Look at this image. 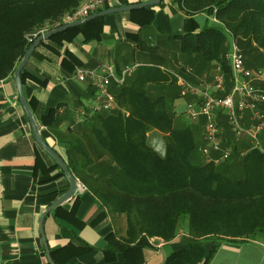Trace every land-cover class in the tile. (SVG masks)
Returning <instances> with one entry per match:
<instances>
[{
    "label": "trees",
    "instance_id": "obj_1",
    "mask_svg": "<svg viewBox=\"0 0 264 264\" xmlns=\"http://www.w3.org/2000/svg\"><path fill=\"white\" fill-rule=\"evenodd\" d=\"M84 1L0 0V81L14 80L17 67L33 43L42 34L68 25L64 19ZM163 3L164 0L156 7L130 11L131 21L138 24L141 31L154 29L157 7ZM172 3L185 15L181 34L164 37L158 33L150 42L143 40L140 34L127 36L147 53L151 62L140 64L124 84L113 83L111 90L118 104L116 112L92 114L75 129L65 131L59 129V106L50 108L39 119L56 138L62 152L53 149L64 158L87 193L101 203L102 217L107 213L125 216L126 236L120 238L112 231L106 237L108 245L103 250L106 264H117L120 255L124 258L122 264H143L144 249L139 241L148 237L172 242L179 235L183 221L187 222L188 234L177 244L182 248L171 258L184 264L203 261L208 264L223 243L264 240V129L258 135V146L246 156H241V150L248 146L243 143L235 146L232 157L225 163L207 162L199 151L201 142L197 141L192 125L177 126L165 96H155L160 89L164 91L177 83L170 69L160 68L168 62L167 57L159 55L162 50H169V55L177 62L184 61L187 66L178 73L194 84L208 76L216 65L220 66L227 80V91L218 94L220 97L231 89L232 70L226 56L234 42L243 53L246 66L260 71L259 60L264 58V0H173ZM199 14L207 16L203 24L196 17ZM104 19L96 18L57 33L49 40L52 45L42 43L58 53L78 35H82L86 43L100 41ZM34 34L38 37L30 41L28 37ZM62 66L75 73L83 64L67 50ZM185 67L194 69L192 78ZM21 76L24 86L28 80L43 83L26 68ZM91 90L95 94L92 85ZM36 103V99H31L29 105L35 109ZM261 109L264 114V105ZM221 124L225 128L226 143L232 140V134L225 120ZM155 130L163 135L167 145L164 158L147 146L148 135ZM202 134L204 136V132ZM45 155L52 166L47 167L37 155L38 167L42 174L53 175L43 182L64 179L67 192L69 183L64 172ZM70 203L55 209L52 215L73 227L72 230L63 227V230L84 245L78 247L69 243L54 250L52 258L57 264H62L72 253L83 255L96 250L76 232L85 226L78 217L80 197L76 196ZM210 244L214 247L206 258Z\"/></svg>",
    "mask_w": 264,
    "mask_h": 264
},
{
    "label": "crops",
    "instance_id": "obj_2",
    "mask_svg": "<svg viewBox=\"0 0 264 264\" xmlns=\"http://www.w3.org/2000/svg\"><path fill=\"white\" fill-rule=\"evenodd\" d=\"M149 1L151 0H115L113 8ZM172 1L164 0L163 5L157 7V25L154 29L141 31L140 26L131 21L129 12L117 13L104 17V33L100 41L86 43L84 37L78 35L74 42L66 44L58 53L43 44L52 45L49 40L40 44L32 53L25 68L43 83L28 80L24 86L27 100L30 102L31 99H36V108L32 109L29 106L38 123L50 108L59 106V129L62 131L68 128L75 129L85 121L78 118L77 112L82 109L88 110L95 99L96 88L93 87L95 94L92 90L91 93L89 82L84 84L78 82L75 73L67 71L62 66L67 50L78 57L84 68L100 72L106 66H111L118 75L126 66L138 63L146 65L151 62L147 53L141 51L136 43L129 41L127 36L140 34L143 40L150 42L157 38L158 33L164 37L181 34L185 15L177 10L176 5H172ZM196 17L205 19L207 16L199 14ZM53 46L58 49L54 44ZM169 52L162 50L159 55L168 58L170 74L187 66L180 62H177V65L172 64L173 56L169 55ZM218 67L216 65L208 76L200 79L199 83L212 84ZM160 68L165 71V63ZM185 68L186 73L192 75L190 77L192 78L195 75L194 69ZM187 70L191 71L188 73ZM172 79L175 80L174 77ZM187 79L191 82L189 78ZM176 86L179 90L177 83ZM178 92L181 96L180 91ZM186 98L189 100L188 103L195 101L194 97ZM200 121L198 124L204 126V121ZM39 125L46 143L61 154L62 148L56 138L46 126L40 123ZM199 141L201 145L204 144L203 134L200 135ZM37 155H40L47 167L52 166L34 139L32 127L20 103L15 80L0 81V264H50L42 239L40 220L42 214L66 191L67 182L64 179H57L44 183L43 180L53 174L40 172ZM80 190L79 188L80 193L77 195L81 199L78 217L85 226L76 232L83 241L96 247V250L83 255L72 253L65 260L59 256V259L63 260L62 264H106L103 253L108 245L106 237L112 231L117 232L120 238L126 236L125 216L107 213L102 217L104 208L101 203L90 196L86 189ZM73 200L74 198L70 202ZM63 227L67 230L73 229L67 223L57 220L52 213L44 220V235L51 254L69 243L78 247L84 245L81 240L63 230ZM181 240V234L172 242L143 237L139 241L144 249L143 264H184L179 259L171 258L174 252L182 248L177 245ZM213 247V244L207 246L206 258ZM123 259L120 255L117 264H122ZM208 264H264V240L223 243L210 257Z\"/></svg>",
    "mask_w": 264,
    "mask_h": 264
},
{
    "label": "built area",
    "instance_id": "obj_3",
    "mask_svg": "<svg viewBox=\"0 0 264 264\" xmlns=\"http://www.w3.org/2000/svg\"><path fill=\"white\" fill-rule=\"evenodd\" d=\"M114 1L85 0L64 21L70 24L88 18L113 8ZM36 37L38 34L28 39L32 41ZM226 59L230 63L232 74L231 89L224 97L218 95L227 91L226 75L220 66L213 77L212 84L205 82L194 84L180 73L171 72L177 81L181 97L195 98V101L187 105L184 115L190 122L204 120V144L200 146L199 151L207 162L215 164H223L230 160L235 146L239 144L248 145L241 150V156H246L253 147L258 146V135L264 129V114L261 109L264 105V89L261 88V82L264 83V70L254 71L248 68L236 42L233 43L232 50L227 54ZM139 66V64L126 66L121 75H117L111 66H106L102 72L84 67L77 68L74 76L78 82L82 84L89 82L97 90L90 108L78 111V118L84 120L95 113L116 112L118 104L111 90L112 85L113 83L124 84ZM190 71L187 70L188 73ZM223 120L227 122L232 134V140L228 141V144L223 139L225 132L221 124ZM80 189L84 191L85 187L81 184Z\"/></svg>",
    "mask_w": 264,
    "mask_h": 264
},
{
    "label": "water",
    "instance_id": "obj_4",
    "mask_svg": "<svg viewBox=\"0 0 264 264\" xmlns=\"http://www.w3.org/2000/svg\"><path fill=\"white\" fill-rule=\"evenodd\" d=\"M162 2H163V0H151L149 2H145V3H141V4H132V5H129L126 7H122V8H110V9L101 11L97 14H94L88 18L70 23L64 27H61V28H58L55 30H51V31L45 33L44 35L40 36L33 43V45L31 46L29 51L25 54V56L23 57L22 61L20 62L19 66L17 67V69L14 73V80H15L17 91H18L20 103H21L23 110H24V112H25V114H26V116L30 122L31 127H32L35 141L38 144V146L43 150V152L45 154H47L52 160H54L56 162V164L62 169V171L64 172L65 177L69 183L68 191L65 192L62 196H60L56 200V202L54 204H52L42 214L41 220H40L42 239H43L44 247L46 249L47 258H48L50 264H56V263L53 261L52 254L50 252V249H49L48 244H47V240H46L45 235H44V229H43L44 220L55 209L66 205L73 198H75L80 193L79 188H80L81 184L75 178V176L72 174V172L69 170L67 163L64 160V158L57 151H55L51 146H49L46 143V141L44 140L42 133H41L40 125H39L35 115L33 114V111L31 110V108L29 106V101L27 100L26 95H25L24 84H23V80H22V76H21L22 72L25 69L26 64L28 63V61H29L32 53L34 52V50L40 44H42V42L50 40L53 35L60 33V32H63V31H66L70 28L82 26V25H84L90 21H93L96 18H104V17H107V16L112 15V14L126 13V12H130L132 10L143 9L146 7H156V6H159ZM147 146L149 148H151L152 150H154L160 157L164 158L166 156L167 145H166V142H165L163 135L159 131L155 130L148 135Z\"/></svg>",
    "mask_w": 264,
    "mask_h": 264
},
{
    "label": "rangeland",
    "instance_id": "obj_5",
    "mask_svg": "<svg viewBox=\"0 0 264 264\" xmlns=\"http://www.w3.org/2000/svg\"><path fill=\"white\" fill-rule=\"evenodd\" d=\"M198 20L201 24H203L204 17H198ZM171 59H172V61H171L172 64H174V65L178 64L176 58H171ZM178 62L184 64V61L182 59ZM259 66H261V68H260L261 70H264V58L259 60ZM165 67L170 69V64H168V62L165 63ZM261 87H264V85H261ZM158 89H160V88H157L156 90H158ZM160 94L164 95L165 98L167 99L168 105H169L171 111L174 113V119H175L176 125L179 127H182L183 126L182 124H184V123H188V124L192 125V127L194 129L195 136L197 138V141H199L200 135L202 134V130H203L204 126H202V124H198V121L197 122L185 121L186 118H185L184 113L186 111L187 105L189 104L188 98L178 96V90H177L175 85L166 87L164 91L162 89H160V91L158 93H156L155 96L160 95ZM200 122H203V121H200ZM187 228H188L187 222L183 221L182 225H180V228L178 229L179 234H181V239H184L187 236V234H188ZM149 239H152V238H149ZM163 241L166 242L165 240H163Z\"/></svg>",
    "mask_w": 264,
    "mask_h": 264
}]
</instances>
